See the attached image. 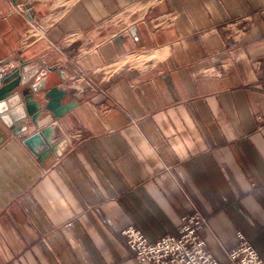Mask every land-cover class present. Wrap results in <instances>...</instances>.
Segmentation results:
<instances>
[{
  "label": "crops",
  "instance_id": "crops-1",
  "mask_svg": "<svg viewBox=\"0 0 264 264\" xmlns=\"http://www.w3.org/2000/svg\"><path fill=\"white\" fill-rule=\"evenodd\" d=\"M61 4L0 0V62L55 56L80 85L40 122L59 155L0 147V264H151L121 231L155 241L195 212L221 263L238 231L264 260L263 1ZM19 5L47 20L28 48Z\"/></svg>",
  "mask_w": 264,
  "mask_h": 264
},
{
  "label": "water",
  "instance_id": "water-1",
  "mask_svg": "<svg viewBox=\"0 0 264 264\" xmlns=\"http://www.w3.org/2000/svg\"><path fill=\"white\" fill-rule=\"evenodd\" d=\"M57 61L44 55L31 61L0 62V147L13 135L43 162L53 153L59 155L67 140L57 126L41 127L40 122L50 115L59 117L72 90L80 85Z\"/></svg>",
  "mask_w": 264,
  "mask_h": 264
},
{
  "label": "built area",
  "instance_id": "built-area-1",
  "mask_svg": "<svg viewBox=\"0 0 264 264\" xmlns=\"http://www.w3.org/2000/svg\"><path fill=\"white\" fill-rule=\"evenodd\" d=\"M262 1L261 14L264 18V0ZM16 9L26 18L28 16L31 18L30 29L22 43L23 47L28 48L33 43L46 38L48 30L46 18L31 17V9L24 5H19ZM74 77L76 81H88L87 74L80 69L76 70ZM207 224L208 221L203 214L195 212L182 218L177 234H168L155 241L149 240L141 230L134 226L123 229L121 235L126 240L132 256L142 263L264 264V260L242 231L237 232L238 243L228 252V261L221 263L207 249V242L203 237Z\"/></svg>",
  "mask_w": 264,
  "mask_h": 264
},
{
  "label": "rangeland",
  "instance_id": "rangeland-1",
  "mask_svg": "<svg viewBox=\"0 0 264 264\" xmlns=\"http://www.w3.org/2000/svg\"><path fill=\"white\" fill-rule=\"evenodd\" d=\"M50 1V3H52V4H59V8L60 7H62L61 5V3L62 2H70L71 0H49ZM40 2V1H39ZM74 80H76V79H74Z\"/></svg>",
  "mask_w": 264,
  "mask_h": 264
}]
</instances>
